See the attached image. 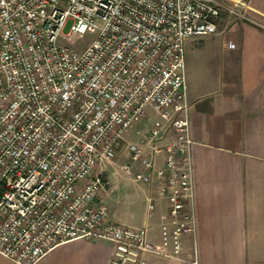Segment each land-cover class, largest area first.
<instances>
[{
    "label": "built area",
    "instance_id": "built-area-1",
    "mask_svg": "<svg viewBox=\"0 0 264 264\" xmlns=\"http://www.w3.org/2000/svg\"><path fill=\"white\" fill-rule=\"evenodd\" d=\"M248 9L244 0H0V255L34 264L86 238L112 243L109 264L180 257L197 226L185 43L219 32L226 16L263 26ZM123 146L132 163L119 168L157 179L168 201L162 248L146 227L112 219L101 198Z\"/></svg>",
    "mask_w": 264,
    "mask_h": 264
},
{
    "label": "crops",
    "instance_id": "crops-1",
    "mask_svg": "<svg viewBox=\"0 0 264 264\" xmlns=\"http://www.w3.org/2000/svg\"><path fill=\"white\" fill-rule=\"evenodd\" d=\"M244 1L263 26L226 16L219 32L185 43L196 232L184 236L180 257L147 252L146 264H264V0ZM117 169L115 187L101 193L115 206L112 219L146 227L148 244L162 248L168 201L158 196L159 181H137ZM121 183L135 187L126 202L113 192ZM150 195L156 197L152 210ZM122 203L128 212L116 210ZM112 251L107 240L75 238L34 264H109ZM0 264L17 263L0 255Z\"/></svg>",
    "mask_w": 264,
    "mask_h": 264
},
{
    "label": "rangeland",
    "instance_id": "rangeland-1",
    "mask_svg": "<svg viewBox=\"0 0 264 264\" xmlns=\"http://www.w3.org/2000/svg\"><path fill=\"white\" fill-rule=\"evenodd\" d=\"M90 39V35H83V36H78L74 39L75 42H79L84 44L85 42H87ZM83 46V45H81ZM148 114L151 118H154V112L151 109H148ZM150 124V120L145 118L142 121H140L139 123H137L134 128H132L129 133L126 135V137L131 140V141H137L140 138V135L142 134V131L144 128H146L147 126H149ZM115 162L113 163L114 166H116L117 168H119V164L123 163V162H131V155L130 152L126 149L125 146L121 147L119 154L116 156ZM132 163V162H131ZM138 167L137 164L133 163L132 165V170H136ZM113 169V167H110L107 175L104 176V181H105V188L108 189L109 187H111L112 185V179L111 176L113 177V175L110 176V171ZM134 186H127L125 187L122 183L121 185L115 189L113 192L114 194H124V202H126V200H128L131 196H132V191L134 190ZM127 192H128V196H127ZM126 193V195H125ZM110 209H115V206L112 204L111 206H109ZM118 212H128L129 209L127 206H125L124 203L120 204V207H118L116 209Z\"/></svg>",
    "mask_w": 264,
    "mask_h": 264
}]
</instances>
